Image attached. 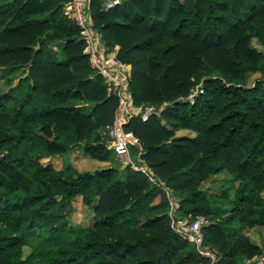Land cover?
Returning a JSON list of instances; mask_svg holds the SVG:
<instances>
[{
  "label": "trees",
  "instance_id": "16d2710c",
  "mask_svg": "<svg viewBox=\"0 0 264 264\" xmlns=\"http://www.w3.org/2000/svg\"><path fill=\"white\" fill-rule=\"evenodd\" d=\"M69 1L0 0V264H255L264 256V0L109 9L89 0L97 44L118 45L131 66L126 93L138 113L124 128L144 171L122 169L108 148L119 99L91 67ZM148 104L159 115L143 122ZM222 171L233 194L207 193L202 184ZM78 199L87 225L71 223ZM199 217V245L171 227Z\"/></svg>",
  "mask_w": 264,
  "mask_h": 264
},
{
  "label": "built area",
  "instance_id": "2783aa9c",
  "mask_svg": "<svg viewBox=\"0 0 264 264\" xmlns=\"http://www.w3.org/2000/svg\"><path fill=\"white\" fill-rule=\"evenodd\" d=\"M120 1L121 0H106L104 7L105 9H109L116 4H119ZM88 4L89 0H70L65 6V13L81 29L82 38L86 42L84 51L89 55L91 67L106 79L108 92L112 95L118 96V106L115 110L113 124L109 129L110 141L108 148L114 151L115 155L122 163H127V165H129V144L135 142L137 139L134 137L132 131L124 128L128 118L132 116V112L129 109V96L126 93L128 69L115 55L105 52L100 54L98 50L94 48L93 40L95 36L89 25ZM199 91L201 92L202 90H199L198 87L192 89L186 99L192 103L194 97L198 95ZM153 115H159V110L153 105L148 104L143 106L139 117L144 122ZM132 168L144 171L143 166L132 165ZM202 222V217L197 218L192 223H187L182 219H172L171 227L176 233L199 245L202 240V235L199 229ZM200 252L213 258L208 252ZM256 264H264V260H259Z\"/></svg>",
  "mask_w": 264,
  "mask_h": 264
},
{
  "label": "rangeland",
  "instance_id": "374dc122",
  "mask_svg": "<svg viewBox=\"0 0 264 264\" xmlns=\"http://www.w3.org/2000/svg\"><path fill=\"white\" fill-rule=\"evenodd\" d=\"M105 2H106V0H102L103 6H105ZM89 19H90V17H89ZM93 41H94V43H93L94 48H96L100 54H103V52H105L104 51V45L101 44L100 37H98V41H100L99 44H97V40H96L95 37H94ZM96 45H97V47H96ZM53 48L56 49L55 46H53ZM118 49H119V46L115 45L113 48H111L109 54H113V55L116 54ZM125 65H126V67L128 69V75L130 76L131 66L129 64H125ZM257 77H259V74L252 75L249 78V82L248 83L251 84L253 82V80L255 78H257ZM4 89H6V85H5V82H4V78L0 74V91H2ZM131 112L133 113V116H137V113H138L137 109L131 110ZM99 132L102 133L101 130H99ZM108 145H109V143H108ZM129 157H130V164L135 165L136 163H138L137 160L134 158L133 154L129 153ZM62 161H65V160H62ZM69 161H71V158L69 160H66L65 162L67 163ZM111 161L113 162V165H118L119 164V162L116 159H113ZM59 162L62 163L61 160ZM65 162H64V164H65ZM60 163H58V164H60ZM233 184H234V182L231 181L230 175L227 172L222 171V172L219 173L218 176H211L206 182H204L202 184V186L205 188V190L209 194H219L221 192H225L226 191V194L230 196V195L233 194ZM74 205H75L74 206V213H72V217L70 218L71 223L72 224H77V225H81V224L82 225H87V224H89L90 221H91V216L89 214L88 209L80 202L79 199L74 203ZM259 230H260L261 236H262V238L264 240V228H260ZM263 259H264V256L260 257L257 260V262L259 260H263ZM257 262H255V264Z\"/></svg>",
  "mask_w": 264,
  "mask_h": 264
},
{
  "label": "water",
  "instance_id": "95a60500",
  "mask_svg": "<svg viewBox=\"0 0 264 264\" xmlns=\"http://www.w3.org/2000/svg\"><path fill=\"white\" fill-rule=\"evenodd\" d=\"M125 166H127V163H122L121 168L123 169Z\"/></svg>",
  "mask_w": 264,
  "mask_h": 264
}]
</instances>
